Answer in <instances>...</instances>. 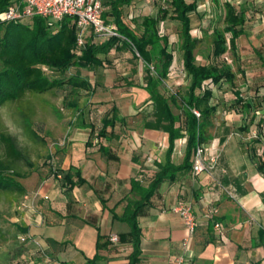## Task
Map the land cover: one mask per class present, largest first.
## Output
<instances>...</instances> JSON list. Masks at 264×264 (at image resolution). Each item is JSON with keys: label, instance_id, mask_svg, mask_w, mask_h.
<instances>
[{"label": "crops", "instance_id": "0c3cea01", "mask_svg": "<svg viewBox=\"0 0 264 264\" xmlns=\"http://www.w3.org/2000/svg\"><path fill=\"white\" fill-rule=\"evenodd\" d=\"M224 1L243 14L244 22L231 54L236 63V71L230 64L233 78L208 81L199 91L210 92L212 109L204 120L202 142L206 157H216L213 169L194 175L193 154L186 162L188 134L180 97L186 95L190 79L181 50L177 60L169 39L159 32L160 19L157 30L167 39L172 61L152 85L141 58L120 41L97 53L99 64L70 68L68 77L86 86L67 83L74 98L65 106L78 117L59 114L63 129L53 164L70 172L71 178L52 172L32 176L21 196L22 234L41 246L43 255L58 264H130L133 238L122 216L169 162L189 166L169 170L139 209V251L133 264H174L185 240L188 264H264V0ZM135 3L116 6L105 0L102 17L117 28L116 6L120 19L139 33L147 15L135 29ZM108 41L90 34L85 44ZM176 85L182 87L174 90ZM153 94L168 100L178 96L176 104L168 101L178 131L173 140L169 119L159 111ZM179 200L192 206L197 222L192 234L173 211ZM112 235L118 236L117 242L110 240Z\"/></svg>", "mask_w": 264, "mask_h": 264}, {"label": "trees", "instance_id": "16d2710c", "mask_svg": "<svg viewBox=\"0 0 264 264\" xmlns=\"http://www.w3.org/2000/svg\"><path fill=\"white\" fill-rule=\"evenodd\" d=\"M9 1L0 0V14ZM130 1L113 0V4L116 6L129 4ZM211 1L218 4V0ZM168 2L172 19L180 25L182 66L190 79L186 95L180 97L188 134L187 162L189 156L194 153L196 145L204 139L202 131L204 120L212 109L208 105L210 92L208 90L199 91L207 81L217 83L222 79L231 80L233 78L234 73L231 65L220 57L227 50L231 51L233 56L234 39L241 31L240 27L244 22V16L241 12L236 11L230 2H223L224 26L222 29L215 28L212 31V56L218 61L200 64L196 62L195 49L198 40L191 33L190 17L191 13L196 10L197 1L168 0ZM116 6L114 19L119 36L111 38L107 44L100 46L93 43L85 44L80 53L75 51L76 28L69 18L63 19L58 29H52L39 16H34L30 22H5L0 17V107L5 103L18 101L26 93L42 94L61 86L64 83V75L72 66L87 67L91 64H99L97 53L105 52L107 45L116 44L118 41L130 49L136 57L141 58L151 85L159 81V78L168 71L172 61V53L168 48L167 39L157 30L158 21L167 16V10L161 9L159 16H144L140 24V32L137 33L120 19V11L116 9ZM42 66H45L49 73H55V77H49L43 71ZM152 73L156 74V77H152L155 76ZM60 75L62 77L58 78ZM65 83H69L73 88L86 86L84 81L75 76L67 77ZM153 98L159 111H162L164 117L169 119V135L170 140H173L178 135V131L173 127L176 116L171 113L168 101L176 104L178 96L174 94L168 100L162 95L153 94ZM193 109L199 111V118L192 112ZM107 121L104 120L103 123L106 124ZM0 144L3 147V155L0 156V193L11 194L13 198L22 196L26 190L16 177L24 176L13 170V162L20 160L23 153L13 137L4 131L0 132ZM188 166L186 163L184 166L176 167L168 162L156 174L142 198L133 206L126 208L122 218L130 226L134 245L130 264L135 262L139 251L140 228L137 220L139 209L147 204L153 190L167 176L169 170ZM51 172L60 173L63 178L68 180L71 178V173L68 171L52 169ZM49 242L54 243L53 240H49Z\"/></svg>", "mask_w": 264, "mask_h": 264}, {"label": "rangeland", "instance_id": "374dc122", "mask_svg": "<svg viewBox=\"0 0 264 264\" xmlns=\"http://www.w3.org/2000/svg\"><path fill=\"white\" fill-rule=\"evenodd\" d=\"M196 1V10L190 15L191 33L198 40L195 49L196 62H216L218 60L212 56V31L224 26V0H220L219 5L211 0ZM135 5L138 14L135 17L137 22L133 25L135 29L142 16L159 15L160 8L168 10L167 17L159 23L158 28L159 32L169 39L170 49L177 59L180 55V25L171 17L168 0H136ZM221 58L227 60L236 71V63L229 50ZM123 60L125 61L124 58ZM72 70L69 69L64 75V83L61 86L42 94L26 93L18 101L8 102L0 107V132L4 131L12 136L23 153L20 160L13 162V170L24 176L16 177L22 185L32 180V176L38 178L39 175L48 174L55 169L53 156L54 151L58 150V134L62 133V127L58 126L59 114L64 118L78 117L75 111L71 113L65 106L66 100L74 98L65 83ZM44 72L51 78L55 77V73ZM61 77L62 75L58 78ZM178 87L182 85H176L174 90ZM2 155L3 147L0 144V156ZM12 196L0 193V264H58L55 258L43 255L38 250L41 246L25 239L19 218L22 208L21 196Z\"/></svg>", "mask_w": 264, "mask_h": 264}, {"label": "built area", "instance_id": "2783aa9c", "mask_svg": "<svg viewBox=\"0 0 264 264\" xmlns=\"http://www.w3.org/2000/svg\"><path fill=\"white\" fill-rule=\"evenodd\" d=\"M105 0H12L1 14L5 22H30L34 16L43 18L46 25L52 29H58L63 19L69 18L76 28V52L80 53L85 46L86 37L90 34L97 40L108 41L119 36L113 23L107 22L102 17L103 3ZM43 71H48L42 66ZM208 82V81H207ZM205 82V83H207ZM196 117L200 113L193 109ZM256 133H254L255 135ZM206 144L201 142L195 147L191 172L198 175L209 172L216 163V157H206ZM173 211L180 216L189 234L194 232L197 225L192 206L189 202L179 200L173 207ZM215 227H219L216 223ZM112 242L118 241L117 235L110 236ZM188 240L182 244V252L174 257V264H188L187 246Z\"/></svg>", "mask_w": 264, "mask_h": 264}]
</instances>
